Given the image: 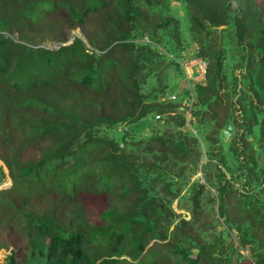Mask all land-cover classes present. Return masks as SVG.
<instances>
[{"label":"trees","instance_id":"obj_1","mask_svg":"<svg viewBox=\"0 0 264 264\" xmlns=\"http://www.w3.org/2000/svg\"><path fill=\"white\" fill-rule=\"evenodd\" d=\"M133 1L0 0L6 11L10 7L13 10L2 27L4 30H13L15 26L29 29L35 34L29 36L32 42L56 38L59 30L47 17V12L51 13L56 7H68L73 20L90 27L93 48L102 49L105 45L99 43L101 30L112 25L109 18L113 9L118 7L121 19L127 23L135 15L133 11L138 9ZM198 1L211 14L220 13L223 7H231V0ZM113 3L114 8L109 9ZM96 9H99L98 13ZM223 16L225 21L229 19L227 11ZM234 18L236 28L239 22L246 25L239 13ZM193 22L202 24L197 14ZM260 31L264 43V29L260 28ZM238 34L243 36L240 30ZM121 46L126 51L135 48L130 42H122ZM17 48L22 50L21 55ZM221 53L218 50L215 54L217 67L224 62ZM259 53V68L249 72L250 90L253 91L250 109L254 115L264 113V44ZM249 56L255 57L254 54ZM136 62L127 60L126 56L118 57L112 50L89 52L79 39L58 47H37L34 50L21 41L0 34V149L4 155L0 154V158L4 159L15 179L10 187L0 189V224L9 222L17 229V235L20 234L18 239H26L18 248L29 242L31 245L37 235L42 236L43 241L47 239V264L213 262L211 250L205 243L199 242V250L195 253L176 242L169 243L168 247L166 241L149 245L152 239L167 238L168 235L158 226L162 220L166 224L171 222V212L165 202L150 195L155 185H151V189L142 186L149 174L142 170V177L138 171L140 161L126 151L119 152L113 138L101 134L98 128L104 121L142 117L153 110L142 100L141 77L135 70ZM116 107L123 110L122 117L108 116L106 110ZM249 123L255 125L257 119L254 117V122ZM182 134L179 132L180 137ZM172 135L166 137L158 133L150 139L147 150L160 147L165 151L163 159H167L170 152L180 159L185 158ZM42 136L45 141L41 144L39 157L33 162L21 161L19 149L12 146L8 149L14 140L18 142L17 147L27 140L39 144ZM13 195L20 197L17 207L12 204ZM74 202L79 203L75 206ZM243 206L233 212L238 216V229L243 233L241 245L260 242L254 264H264V240L252 237L251 226L242 227V219H251V216L260 219L264 225V207L253 203ZM228 209L222 206L221 214L225 215ZM11 210L13 212L9 215ZM89 210L93 213L90 214ZM67 217L70 225L78 221L66 227L63 220ZM197 221L198 217L194 215L192 221L183 220L181 225L190 223L191 228ZM128 243L131 249H126ZM91 248L96 250L95 255H91ZM0 264L19 263L12 254L7 263Z\"/></svg>","mask_w":264,"mask_h":264},{"label":"rangeland","instance_id":"obj_2","mask_svg":"<svg viewBox=\"0 0 264 264\" xmlns=\"http://www.w3.org/2000/svg\"><path fill=\"white\" fill-rule=\"evenodd\" d=\"M133 2L138 9L133 11L135 15L132 13L133 18L127 23L121 19L118 7L113 9L109 18L112 25L101 30L99 43L105 45L102 49L93 48L90 27L73 20L68 7H56L51 13L47 12V17L59 30L56 32L58 37L32 42L29 36L35 34L29 29H18L17 26L13 30L3 29V21L13 10L10 7L6 11L0 4V34L34 50L58 47L79 39L89 52L112 50L118 57L126 56L133 63L137 61L135 70L141 77L142 100L153 110L142 117L104 121L98 128L101 134L113 138L119 152L126 151L140 161V174L142 170L149 174L142 186L151 189V185H155L150 195L165 202L171 212L170 225L162 220L158 226L167 238L152 239L149 245L166 241L168 247L169 243L176 242L195 253L201 242L211 250L212 264H254L260 242L241 245L243 233L238 229L239 220L234 213L245 207V203L264 207V113L254 115L253 110L251 112L253 91L249 85V72L259 68V52L264 44L260 31V28L264 29V0H231L230 8L223 7L220 13L213 14L207 13L198 0ZM114 6L113 3L109 9ZM226 11L227 21L223 16ZM237 13L246 24L239 22L238 29L234 18ZM196 14L202 24L193 22ZM122 42L133 43L135 48L126 51ZM218 50L224 57L221 67H217L215 58ZM17 53L21 55L22 50L17 48ZM200 58L207 62L204 68H198ZM106 111L114 118L123 115V110L118 107ZM254 117L257 123L248 124L254 122ZM223 130H227L225 138L221 135ZM179 132L183 133L182 137ZM158 133L166 137L174 133L172 137L184 151L185 158L180 159L170 152L168 158L163 159L165 151L160 147L147 150L150 139ZM44 141L42 136L39 144L27 140L17 147L18 142L14 140L8 149L10 146L19 149L21 161L33 162L39 157ZM0 154L4 157L1 149ZM14 181L4 159L0 158V189L10 187ZM12 197V204L17 207L20 197ZM79 202H74L75 206ZM222 206L229 208L225 215L221 214ZM164 212L165 209L162 215ZM194 215L198 217L195 227L189 228L190 223L181 225L183 220L192 221ZM242 216L243 213L240 218ZM250 218L242 219V227L251 226L252 237L263 241V223L255 216ZM77 221L70 225L68 217L63 220L66 227ZM19 235L9 222L0 224V262L7 263L13 254L19 264H47V239L43 241V237L37 235L31 245L29 242L18 248L26 241L18 239ZM131 248L128 243L126 249ZM90 252L91 255L97 253L93 248ZM166 264L174 263L167 261Z\"/></svg>","mask_w":264,"mask_h":264},{"label":"built area","instance_id":"obj_3","mask_svg":"<svg viewBox=\"0 0 264 264\" xmlns=\"http://www.w3.org/2000/svg\"><path fill=\"white\" fill-rule=\"evenodd\" d=\"M198 63H199L198 68H204V66H207V62L204 61L203 58H200L199 61H198Z\"/></svg>","mask_w":264,"mask_h":264},{"label":"water","instance_id":"obj_4","mask_svg":"<svg viewBox=\"0 0 264 264\" xmlns=\"http://www.w3.org/2000/svg\"><path fill=\"white\" fill-rule=\"evenodd\" d=\"M226 133H227V130H223L222 131V133H221V135H222V137H226ZM260 158H261V155L259 156ZM240 262V260H238V263Z\"/></svg>","mask_w":264,"mask_h":264}]
</instances>
